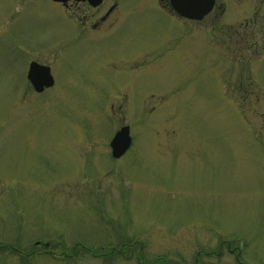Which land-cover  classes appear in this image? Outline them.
<instances>
[{
  "label": "rangeland",
  "instance_id": "obj_1",
  "mask_svg": "<svg viewBox=\"0 0 264 264\" xmlns=\"http://www.w3.org/2000/svg\"><path fill=\"white\" fill-rule=\"evenodd\" d=\"M156 1L88 33L0 0V264H264V0L199 23Z\"/></svg>",
  "mask_w": 264,
  "mask_h": 264
},
{
  "label": "water",
  "instance_id": "obj_2",
  "mask_svg": "<svg viewBox=\"0 0 264 264\" xmlns=\"http://www.w3.org/2000/svg\"><path fill=\"white\" fill-rule=\"evenodd\" d=\"M52 1L56 3H66L70 0ZM215 3L216 0H171L172 7L179 16L193 21H202L212 12ZM27 80L36 94H42L46 90L53 88L55 85L51 68L40 65L36 62L30 64L27 73ZM131 146L132 138L130 135V128L123 127L115 134L110 143L112 158L115 160L121 159Z\"/></svg>",
  "mask_w": 264,
  "mask_h": 264
},
{
  "label": "flooded vegetation",
  "instance_id": "obj_3",
  "mask_svg": "<svg viewBox=\"0 0 264 264\" xmlns=\"http://www.w3.org/2000/svg\"><path fill=\"white\" fill-rule=\"evenodd\" d=\"M58 5L68 8L69 12L71 11L69 13L71 18H69L73 26L84 32L98 33L105 28V25L113 26L120 21L119 0H70ZM150 8L184 21L174 12L171 0H157ZM74 9L77 11L75 12Z\"/></svg>",
  "mask_w": 264,
  "mask_h": 264
}]
</instances>
